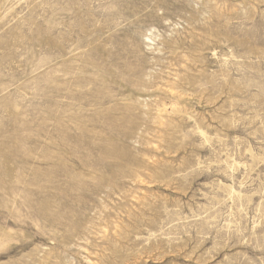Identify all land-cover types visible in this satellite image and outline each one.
<instances>
[{"label":"rangeland","instance_id":"obj_1","mask_svg":"<svg viewBox=\"0 0 264 264\" xmlns=\"http://www.w3.org/2000/svg\"><path fill=\"white\" fill-rule=\"evenodd\" d=\"M0 264H264V0H0Z\"/></svg>","mask_w":264,"mask_h":264},{"label":"bare ground","instance_id":"obj_2","mask_svg":"<svg viewBox=\"0 0 264 264\" xmlns=\"http://www.w3.org/2000/svg\"><path fill=\"white\" fill-rule=\"evenodd\" d=\"M252 156L254 157V155H252ZM254 158H255V157H254ZM242 165H243V167L246 166L245 163H243ZM231 190H232L233 192H236V190H233L232 187H231ZM238 194H239L240 198L244 199L245 194H244L242 191H238ZM257 196H258V195H257ZM250 197H251V201H252V200H253V199H252V198H253V195H251ZM254 197H255V196H254Z\"/></svg>","mask_w":264,"mask_h":264}]
</instances>
